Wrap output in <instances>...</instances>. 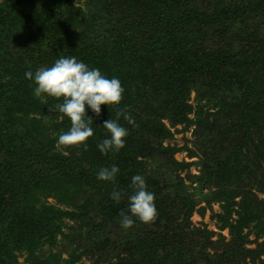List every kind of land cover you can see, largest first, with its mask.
<instances>
[{
  "label": "trees",
  "instance_id": "obj_1",
  "mask_svg": "<svg viewBox=\"0 0 264 264\" xmlns=\"http://www.w3.org/2000/svg\"><path fill=\"white\" fill-rule=\"evenodd\" d=\"M80 1L0 0V157L6 154L0 163V264H16L15 251L20 250L28 252L31 264H74L83 253L74 251L54 263L51 254L42 252L56 240L62 215L82 224L94 221L99 238L94 239L91 228L84 254H104L115 230L128 240L115 247L131 252L115 264H199L176 260L185 246L189 251L194 244L205 248L210 243L206 230L200 243L190 237L196 199L180 173L191 164L199 172L188 173L190 180L203 188L216 183L215 199L225 203L223 213L213 216L231 239L210 264H235L238 258L264 264V238L258 243L264 236V207L261 215L247 198L250 186L264 194V0H108L115 1L112 12L99 9L101 0H89L104 14L96 19L89 12L85 20H77L75 3ZM20 32L36 35V44L30 48L21 43ZM33 53L39 56L31 58ZM61 54L120 80L125 92L119 107L129 109L136 126L120 119L129 135L118 153L104 155L97 147L110 138L102 124L110 116L115 119V107L102 105L99 117L86 109L94 129L87 151L61 148L58 137H47L43 118L59 122L62 114L55 104L51 114L44 112L25 73H35L39 62L51 66ZM23 59H34L32 67ZM8 61L17 64L6 79L2 70ZM144 62L145 67L149 63L146 70ZM152 72L159 76L144 79ZM177 125L181 130L175 132L191 131L193 147L163 144L173 137L169 127ZM179 151L197 160L178 162L173 156ZM113 164L120 169L115 183L99 181V169ZM137 174L155 194L158 217L148 224L136 220L125 230L119 213L128 211L131 180ZM233 181L238 192L226 190ZM114 189L123 193L119 203L110 198ZM240 189L248 192L234 209L231 200ZM209 195L200 192L199 198ZM52 197L72 210L48 203ZM204 211L196 210L200 216ZM104 231L107 239L101 242ZM135 234L148 239L134 245ZM249 242L257 247L247 249Z\"/></svg>",
  "mask_w": 264,
  "mask_h": 264
},
{
  "label": "rangeland",
  "instance_id": "obj_2",
  "mask_svg": "<svg viewBox=\"0 0 264 264\" xmlns=\"http://www.w3.org/2000/svg\"><path fill=\"white\" fill-rule=\"evenodd\" d=\"M87 2H88V6H87ZM101 4H99V9L100 7H102L105 11H110L111 12L113 10L116 9V5H115V1H110L108 2V0H101L100 1ZM75 5L78 7V10L76 11V13L78 14L76 19L77 20H85L86 18V13L88 14L89 12H91L90 16L92 18H99L100 15H103L101 13H99L96 9L92 8V4L90 5L89 0H81L80 2H76ZM100 14V15H99ZM88 16V15H87ZM35 36L33 35V33H31V35L28 32H20L17 36L18 40L21 43H27L28 47H32L36 44L37 41H35ZM29 48V49H30ZM28 49V50H29ZM27 50V47H26ZM27 50V51H28ZM32 51V50H29ZM26 52V51H25ZM27 54V53H26ZM33 55V56H31ZM31 58L35 56V58H37L39 55L38 54H31ZM161 56H158V58ZM30 58V59H31ZM34 60V59H33ZM33 60H29V59H23L24 62L27 63V65L29 67H32V62ZM16 62L15 61H11V62H7V64H5V66H3V70L2 73L5 76L6 79H9L11 77V73L15 72V66H16ZM149 64V63H148ZM147 64V65H148ZM50 64L43 63V62H39L36 64V69H38L39 67H47ZM146 65L145 67V62L142 65L143 69L146 70V68L148 67ZM152 67V66H151ZM97 68V67H96ZM99 69V68H98ZM159 76L158 73H145L144 75V79L145 78H149V77H153L157 78ZM28 87H34L35 88V84L34 81H30L28 80L27 83ZM36 97V96H35ZM191 101L190 103H194V97H195V93L192 92L191 94ZM41 101H43L42 103L44 104V112L51 114L53 112V110L50 111L51 106H53V104H57V103H61L62 99L57 100L56 98H52V97H48V96H43L40 98ZM47 100V102H46ZM52 109V108H51ZM61 116V115H60ZM40 117V116H39ZM59 117V116H58ZM51 119V118H50ZM48 118H43V123L46 126L47 130H48V136L47 137H58V134L63 132V131H67L70 129L71 127V123L69 119H61V117L58 118V121L55 119H51L53 121H51ZM95 124L98 123V120L94 121ZM60 123H65L63 124L64 127H59L60 130H58L57 125ZM164 124L167 125V121L164 120ZM168 126V125H167ZM170 132L173 133V137L172 138H168L165 139L163 141V144L166 146L167 144L170 145H177L178 147H182L184 145H187L188 147H193V144L191 143V131L182 133V132H175L176 129L181 130V126L177 125L176 128H170ZM261 134V132H260ZM256 133L253 135V137H255ZM57 141V140H56ZM57 144V143H56ZM61 148H64V146H61ZM66 148V147H65ZM3 148H1L0 146V154L2 153ZM65 151V149L63 150ZM4 152V151H3ZM4 158L6 156V154H3ZM0 157V163L2 162V159L4 160V158ZM174 159H176L178 162L184 161V162H188V163H193L197 160V158H189V156L187 155L186 151H179L176 152L174 154ZM199 172V168H197L195 165L191 164L189 166V168H186L185 170H183L180 173V176L183 177V181L185 183V186L188 188L189 190V195H191L192 193V197L194 199H196V204H195V212H193V214L190 217V226H189V231L191 232L190 237H192V240L194 242L200 243L203 240V230H206L208 233L211 232L210 236V243L208 244L207 247L203 248L201 246H199V244H194L192 247V250H188V247L185 246V250H183L184 253H181L179 255H181V257H179L178 259H176L178 262H185V261H189V263L191 261H196L199 264H210L211 261H218L219 257L222 255V251L224 250V245L225 243H229L230 239H231V235L229 234V230L227 228L224 229H219V222L217 221L216 217L213 216L214 214H220L223 213V208L222 206L225 204L224 201L222 202L221 200H217L216 198V194H214V189L217 188L216 183H213L209 188V187H201L200 185H198L197 183H193L192 180H190V177L188 176V173L197 175ZM236 187H238V184L236 183V181L233 182H229V184L226 186V190L229 192H232L236 189ZM236 191L238 192V190L236 189ZM249 193L247 194V198L250 200L251 204L255 207L254 209H256V212L259 211V213L262 215V209L264 207V194L262 192H260L258 190V188H256L255 186H250V189L248 190ZM248 191H241V189L239 190L240 193H237V195L233 198V204H234V209L239 208L240 203L245 200L244 194ZM203 192V193H208L211 194L207 197L203 198H199V193ZM83 196V195H82ZM212 200L215 199L214 201H210L209 203H207V200H209L211 197ZM78 201H82L80 199H78ZM48 203L55 205L57 208H60L62 210H67V211H71L72 210V206H67L66 203L64 202H58L56 201V198H49L47 200ZM204 208L205 211L203 213V216H200V214L198 212H196V210L198 208ZM75 211V210H74ZM78 212V211H76ZM234 217V216H233ZM91 220L94 219L95 221H100L99 218H95L90 216L89 217ZM262 218V217H261ZM263 219V218H262ZM59 232L56 235V240L54 241L52 246H48V244H45V246H43V250L42 252H44L46 255L49 253L52 256V261L57 262H61L63 260L68 259L69 254L76 251L79 255L81 253L82 256H80L78 258V260L74 263V264H108L109 262H112L113 264L117 263V262H122L121 260L125 261L126 259H128L129 257V251L124 252L123 250H120L119 248L115 247V245H127L128 240L124 238V236L119 232V231H115L112 230L111 235L114 237H111V239L109 241H107V246H110L107 250H105L104 254L99 255V254H84V247H86V245H84L82 247L83 244H86V240L88 237V234H90L91 232V228L94 230L95 232V237L94 239L99 238V236H97V229L95 228V223L94 221L91 223H86V224H82L81 222H77L75 220H71L70 218L63 216L61 220L59 221ZM98 224V222H97ZM250 230V228H245L243 233H248ZM101 237V242H105L106 241V236H107V231L103 232ZM130 237V236H129ZM134 239L131 240V242H133V244L135 245V243L140 242V239H143L146 241V239H148L144 234L141 235H136L135 237H133ZM263 238L258 239V243L263 241ZM131 239V238H130ZM254 238L253 236V232H251L249 234V240L252 241ZM144 241V242H145ZM130 242V243H131ZM188 244V242L186 243ZM190 246V244H188ZM138 246V245H137ZM82 247V248H81ZM245 247L247 249H255L257 247L256 243H247L245 245ZM124 249V247H122ZM139 248L141 249L142 247L139 246ZM110 250H112L111 254H110ZM36 251H40V250H36ZM146 253V252H144ZM15 254L17 256L16 259V264H31V262L28 260V252L25 250H20V251H15ZM135 256V255H134ZM131 258V256H130ZM261 259H264V257L260 258V261H262ZM170 261V260H169ZM173 262V261H172ZM233 264V263H231ZM235 264H263V263H259L258 261L252 262L250 261V259L245 258L244 260L238 258L237 262Z\"/></svg>",
  "mask_w": 264,
  "mask_h": 264
},
{
  "label": "clouds",
  "instance_id": "obj_3",
  "mask_svg": "<svg viewBox=\"0 0 264 264\" xmlns=\"http://www.w3.org/2000/svg\"><path fill=\"white\" fill-rule=\"evenodd\" d=\"M25 78L34 81V95L37 98L48 96L62 99L55 108L61 115V119L67 117L71 127L67 131L58 134L57 145L65 147H82L88 150L87 140L94 135L93 119L87 115L86 109L99 117L102 105L116 108L115 119L111 116L103 121L102 128L110 134L97 144L99 151L118 153L126 146L128 129L119 121L123 118L128 124L136 126L135 120L129 113L128 108L121 109L125 89L116 77L108 78L98 68H90L75 56L60 55L49 67H39L35 73L27 71ZM51 111V109H50ZM120 169L113 164L103 167L97 173L99 181L115 183ZM132 194L128 197V211H121L120 226L122 229H131L136 220L148 224L155 222L158 211L155 205V194L147 189L146 179L137 174L132 177ZM123 193L114 189L110 198L119 203Z\"/></svg>",
  "mask_w": 264,
  "mask_h": 264
}]
</instances>
